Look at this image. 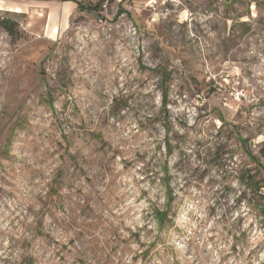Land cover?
Segmentation results:
<instances>
[{"label": "rangeland", "instance_id": "obj_1", "mask_svg": "<svg viewBox=\"0 0 264 264\" xmlns=\"http://www.w3.org/2000/svg\"><path fill=\"white\" fill-rule=\"evenodd\" d=\"M4 20L0 264H264V0Z\"/></svg>", "mask_w": 264, "mask_h": 264}, {"label": "trees", "instance_id": "obj_2", "mask_svg": "<svg viewBox=\"0 0 264 264\" xmlns=\"http://www.w3.org/2000/svg\"><path fill=\"white\" fill-rule=\"evenodd\" d=\"M0 1H2V0H0ZM37 1H47V0H37ZM78 9L79 10H82V11H87V9L85 8V6L82 4V3H80L79 5H78ZM89 11H93V10H89ZM94 12H96V11H94ZM0 26L3 28V29H5L10 35H15L14 34V24H13V22H11V21H9V20H4V21H2L1 22V24H0ZM262 181H264V179L263 178H260ZM261 180H260V182H261ZM259 189V188H258ZM160 215V214H159ZM161 217L163 218V219H161ZM167 216H165V214L163 215H160V221L162 222V220H167V218H166Z\"/></svg>", "mask_w": 264, "mask_h": 264}, {"label": "water", "instance_id": "obj_3", "mask_svg": "<svg viewBox=\"0 0 264 264\" xmlns=\"http://www.w3.org/2000/svg\"><path fill=\"white\" fill-rule=\"evenodd\" d=\"M87 14H91V15H95V16H98L99 15V13H97V12H94V11H89V10H87V11H85Z\"/></svg>", "mask_w": 264, "mask_h": 264}]
</instances>
